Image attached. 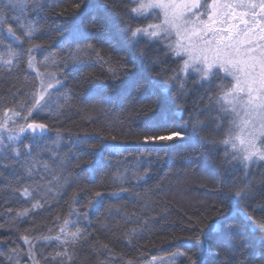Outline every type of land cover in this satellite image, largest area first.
<instances>
[{
	"label": "snow or ice",
	"instance_id": "1",
	"mask_svg": "<svg viewBox=\"0 0 264 264\" xmlns=\"http://www.w3.org/2000/svg\"><path fill=\"white\" fill-rule=\"evenodd\" d=\"M61 4H70L57 11L65 18L63 26L45 31L48 8ZM53 34L62 37L56 49L50 44ZM0 47V68L20 75L26 65L35 73L30 87L18 89L13 106L0 114V164L20 165L36 184L14 190L29 205L16 216L31 219L30 213L51 210L49 194L55 192L51 198L59 200L73 193L68 216L55 221V235L21 234L26 249L8 248L0 239L6 264H75L78 250L92 243L88 213L114 207H105L99 190L87 199L77 196L76 185L94 184L97 173L112 171L111 198L120 200L130 181L149 183L153 153L159 161L196 144L206 154L194 163L217 181L218 200L187 216L183 231L168 237V256H153L150 264H264V0H57L51 5L6 0L0 8ZM93 62L107 69L111 83L98 85L86 104H111L106 94L119 90L122 102L135 99L143 113L152 114L130 132L138 139L136 150L145 148L135 168L113 163L132 146L118 143L111 128L75 139L59 132L54 139L49 136L44 121L72 101L68 71H82ZM169 63L175 67L167 68ZM145 84L150 94L137 98ZM209 128L219 139L201 135ZM143 208L134 221L137 227L125 233L129 244L152 226L153 209L147 202ZM103 248L109 257L111 249Z\"/></svg>",
	"mask_w": 264,
	"mask_h": 264
},
{
	"label": "trees",
	"instance_id": "2",
	"mask_svg": "<svg viewBox=\"0 0 264 264\" xmlns=\"http://www.w3.org/2000/svg\"><path fill=\"white\" fill-rule=\"evenodd\" d=\"M56 2L57 0H48L50 5ZM4 3L6 0H0V8ZM66 7H70V4H61L59 9L48 8V22L45 25V31L48 28L55 29L58 26H63L65 18L58 16L57 11ZM17 31L19 34V29ZM61 39L62 37L53 34L50 40L53 49H56ZM0 51H3L2 47H0ZM41 60L42 57L37 54V61ZM69 67L71 68V65ZM166 67L172 68L175 65L169 63ZM41 71H44L42 66ZM34 76V72L26 70V65L21 66L20 75L9 74L0 68V114L5 108L13 106V97L18 95L17 90L29 88ZM23 77H27V80H24ZM65 83L72 94V101L61 114L54 115L44 121L50 125L49 136L54 139L59 132L62 136L75 139L77 135L85 133L96 135L111 128L120 137L118 143L132 146L123 156H116L113 163L135 168V158L140 155V152H144L145 148L141 147L139 151L136 150L139 142L130 132L137 130L139 125L149 119L152 114L143 113L141 105L136 103L135 99L130 98L122 102L119 99V90H110L106 94L112 98L111 104L103 102L86 104L85 97L90 92L97 90L98 85L111 83L108 80L107 69L98 63L93 62L84 66L82 71L69 70ZM148 94H150V86L145 84L144 91L138 94L137 98ZM186 107L191 109V101ZM201 135L210 139H219L217 133L211 128ZM47 143L51 146V140ZM205 154L206 152L200 149L199 144L179 149L176 153L159 161L155 159V153H153L150 165L152 175L149 183L137 185L135 180L130 181L129 192L123 194V198L120 200L111 198V192L115 188L112 171L97 173L94 184L76 185L74 191L77 196L87 199L90 193L99 190L104 194L105 207L108 208L109 205H114V207L102 213L94 211L88 213L91 233L88 240L92 243L90 245L86 243L83 248L78 250L75 264H128L129 261L131 264H150L153 256L167 257V250L172 249V244L168 240L169 235L182 232L187 216L203 211L209 204L218 200L217 193L220 188L217 181L202 172L200 167L194 163ZM44 157L47 160V153H44ZM48 162L50 166L54 167L51 161ZM8 163L9 167L0 164V239L6 240L8 248L18 246L26 249L27 246L18 239L19 235H31L39 232H43L45 235H55L58 231L55 221L57 217L63 219L68 216L71 211L73 193L70 191L59 200L51 198L55 192L49 194L48 204L51 205V210L45 207L35 213H30L31 219L17 217L16 212L24 207H29V205L14 190L22 188L26 184L35 188L36 184L26 176L20 165L13 164L11 161ZM13 168L16 169L15 173H13ZM37 170L46 177L44 183L47 185V179L50 177L44 173L41 165L37 166ZM78 170L73 167V172ZM36 180H39V177H36ZM136 193H139V196ZM145 202L149 203L153 209L150 214L154 219L149 221L152 226L145 230L143 235L137 236L133 244H129L125 233L137 227L134 221L138 215L144 212ZM9 208L13 210L11 213L8 212ZM79 211L84 212L86 209L79 207ZM134 213L136 215H133ZM256 214L259 215V209ZM48 228H51L52 232L45 231ZM104 244H107L111 249L109 257L104 255L108 251L103 248ZM0 247H4V245H0ZM51 250L45 249V251ZM54 250L58 251L59 249ZM6 258L7 252L0 256V260L5 261V264ZM156 264H162V261H157Z\"/></svg>",
	"mask_w": 264,
	"mask_h": 264
}]
</instances>
